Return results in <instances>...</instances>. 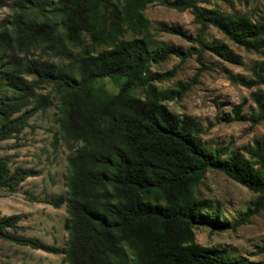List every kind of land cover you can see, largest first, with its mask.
<instances>
[{
    "label": "trees",
    "instance_id": "obj_1",
    "mask_svg": "<svg viewBox=\"0 0 264 264\" xmlns=\"http://www.w3.org/2000/svg\"><path fill=\"white\" fill-rule=\"evenodd\" d=\"M212 1L233 8L241 0H0V8L13 10L0 22V149L29 126L34 112L53 104L37 93L50 85L70 152L66 194L42 201L66 206V246L59 249L20 235V215L0 214L1 240L62 254L66 264H264L201 246L194 231L199 226L212 232L236 230L264 209V136L245 153L207 148L200 120L175 115L164 104L181 99L188 86L160 90L154 83L173 72L151 70L171 56L183 58L181 48L148 32L143 11L153 3L193 16L200 63L206 51L227 63H242L226 44L206 43L211 27L246 50L264 54V19L256 22L202 6ZM130 31L137 36L125 39ZM160 31L187 37L165 23ZM86 39L106 49L93 54ZM44 56L68 63L55 64ZM104 78L124 83L111 94L96 85ZM230 78L246 88L264 86V61L256 64L252 78ZM136 85L144 88L145 99L132 95ZM251 98L257 113L243 120L254 125L264 121V93L253 92ZM241 110L242 105L236 106L235 115ZM210 171L256 195L240 220L221 222L220 203L198 197L196 190ZM35 176L32 169H11L8 158L0 156V190L17 192Z\"/></svg>",
    "mask_w": 264,
    "mask_h": 264
},
{
    "label": "rangeland",
    "instance_id": "obj_2",
    "mask_svg": "<svg viewBox=\"0 0 264 264\" xmlns=\"http://www.w3.org/2000/svg\"><path fill=\"white\" fill-rule=\"evenodd\" d=\"M44 1L55 3L57 0ZM202 6L217 8L227 13L237 12L256 22L264 19V0L236 1L233 8L220 1H212L210 5ZM12 14L10 7L0 8V22ZM143 15L149 22L148 32L154 39L179 47L183 52V58L171 56L165 62L151 67L155 73L173 72L168 80L154 83L158 89L177 91L179 84L188 86L181 99L166 101L165 106L175 115L198 118L203 126L202 141L207 148L228 147L233 151L245 153L249 146L264 136V121L253 125L243 120V117L257 113L251 94L258 91L264 93V86L246 88L233 82L230 75L252 78L253 69L257 63L264 61V54L246 50L211 27L204 37L206 43L226 44L240 56L242 63H227L209 51L203 53L204 63H200V48L195 40L199 26L189 12H177L159 3H153L145 8ZM162 23L180 28L191 39L161 32ZM136 36L130 31L124 38L131 40ZM85 42L90 44L87 39ZM90 48L93 54L106 49L98 46ZM72 49L75 53L80 51V48ZM35 54L39 55V51ZM43 58L55 64L68 63L56 57ZM123 83L124 79L115 82L104 78L97 81L96 85L116 94ZM144 91L141 85H136L132 89V95L145 99ZM37 93L48 97L53 104L34 112L29 126L18 137L3 141L0 149V156L8 158L11 169H32L37 172V176L27 178L17 192L0 190V214L20 215V226L23 227L20 235L62 249L69 239L64 227L68 216L66 206L54 208L42 201L66 194L70 152L61 134L59 101L53 87L47 85ZM239 105H242V110L239 116H236L234 111ZM196 192L201 199L220 203L223 213L221 222L230 224L240 220L256 199V195L246 187L214 171L207 173ZM194 231L196 242L201 246L226 250L234 257H244L251 262H264V209L250 216L247 222L236 230L212 232L209 227L199 226ZM63 261L62 254H53L0 239V264H66Z\"/></svg>",
    "mask_w": 264,
    "mask_h": 264
}]
</instances>
